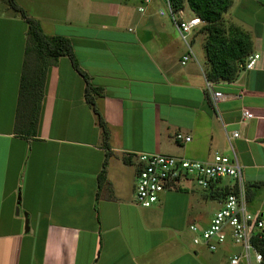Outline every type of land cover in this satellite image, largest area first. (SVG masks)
Returning a JSON list of instances; mask_svg holds the SVG:
<instances>
[{"label":"crops","instance_id":"1","mask_svg":"<svg viewBox=\"0 0 264 264\" xmlns=\"http://www.w3.org/2000/svg\"><path fill=\"white\" fill-rule=\"evenodd\" d=\"M41 1L45 12L30 15L45 34L71 41L79 69L102 92L90 104L85 78L61 57L48 73L37 136L22 123L16 131L28 25L0 10V264H229L238 252L230 240L210 253L189 230L208 228L215 213L198 216V205L213 200L219 209L228 183L195 194L184 182L145 209L135 202L137 155L210 161L231 154L227 136L238 132L231 145L247 178L248 210L264 213L253 207L264 188V0H233L224 14L261 58L235 81L215 83L223 94L216 104L206 88L205 36L193 32L194 58L182 65L186 46L159 15L164 0L144 13V0ZM179 132L191 140L176 143ZM175 195L186 204L171 201Z\"/></svg>","mask_w":264,"mask_h":264},{"label":"built area","instance_id":"2","mask_svg":"<svg viewBox=\"0 0 264 264\" xmlns=\"http://www.w3.org/2000/svg\"><path fill=\"white\" fill-rule=\"evenodd\" d=\"M166 7L159 11L160 16L168 15L172 20L180 39L186 46V53L182 57V65H186L194 58L191 47V35L203 25L197 17L186 20L183 10L176 11L171 0H164ZM152 0H144L145 5L139 8L141 13L146 11V6ZM261 56L250 55L243 70L256 68ZM215 83L207 81L206 88L212 101L216 104L223 98L221 92L214 90ZM243 118L252 119L254 115L244 110ZM238 132L228 135L231 146L230 155L215 154L210 161H198L179 158L164 154H138V172L135 186V202L138 206L149 209L159 202L160 195L172 190H177L184 182L196 184L202 190H211L215 185L226 179L233 183L223 184V188H235L221 202V207L214 214L208 228L200 230L196 225H190L189 230L194 235L193 244L206 248L210 253H215L229 240L240 251L232 254L229 264H260L262 255L253 245L254 236L264 229V213H251L248 210L247 189L243 179V170L231 145L233 138H238ZM176 143L189 142L190 137L182 133L174 135ZM226 183V182H225Z\"/></svg>","mask_w":264,"mask_h":264},{"label":"trees","instance_id":"3","mask_svg":"<svg viewBox=\"0 0 264 264\" xmlns=\"http://www.w3.org/2000/svg\"><path fill=\"white\" fill-rule=\"evenodd\" d=\"M8 1L10 8L19 13L28 25L19 88L16 131L20 132L19 127L22 123L24 126H28L26 134L36 137L42 116L48 73L50 67L58 59L69 57L74 67L85 78L87 82L86 98L90 104L94 105L92 95L96 93L100 95L102 90L94 88L89 77L79 69L72 43L68 38L45 34L39 21L29 17L14 0ZM171 3L176 11L183 10L186 4L193 15L203 21V25L197 31L199 30L198 32L205 36L204 49L208 66L205 76L207 81L218 83L233 82L238 79L240 73L244 71L247 58L253 51V42L246 31L234 24L227 23L224 19V14L231 8L233 0H171ZM96 114L99 125L107 136L105 121L98 110H96ZM103 178L104 174L101 176V179ZM262 185V183L254 184L255 187ZM219 191L220 196L225 198L232 192H236V189L227 186L222 187ZM260 217L264 219V214ZM253 245L262 255L260 264H264V229L254 236Z\"/></svg>","mask_w":264,"mask_h":264},{"label":"rangeland","instance_id":"4","mask_svg":"<svg viewBox=\"0 0 264 264\" xmlns=\"http://www.w3.org/2000/svg\"><path fill=\"white\" fill-rule=\"evenodd\" d=\"M14 1L31 18H33V17L30 15V13L35 14L37 12L39 14H42V12L43 13L45 12V9H43L44 2L41 1V0H14ZM6 8H10L9 1L8 0H0V10L1 9L6 10ZM164 8H165V6H164ZM186 13H187L188 16H186L185 19L188 20V19H190L192 17V13H191V11L188 8L186 10ZM17 14H18V16L21 19H23L19 13H17ZM33 19H35V18H33ZM35 20H37V19H35ZM37 21H39V20H37ZM21 128L22 127L20 125L19 129H21ZM243 179H244V183L247 182V178L246 177H243ZM225 182L233 183V180L226 179ZM187 187L193 188L195 190L193 193H195V194H200L202 192L201 191L202 189L199 188L194 183L187 184ZM254 193H255V198H254V202H253V207L254 208H262V209H264V188L256 189ZM171 201H177L180 204V206H181V204H186L187 199H184V197H182V196L175 195V196H173V198L171 199ZM207 202H208V205H205V203H203V202H201L200 205L197 204L198 205V208H197L198 209V216H201V214H203V213L204 214L205 213H212V214L213 213H216V211L218 209V202L213 201V200H208ZM179 222L182 223L183 226L184 225L187 226L189 224V222L186 219H183L182 221L179 220ZM180 223H179V225H181ZM197 223L199 225H201V222L200 221H197ZM235 250L239 252L240 251V248L239 247L238 248L236 247ZM253 264H255V263H253Z\"/></svg>","mask_w":264,"mask_h":264},{"label":"water","instance_id":"5","mask_svg":"<svg viewBox=\"0 0 264 264\" xmlns=\"http://www.w3.org/2000/svg\"><path fill=\"white\" fill-rule=\"evenodd\" d=\"M26 222H27V220H26ZM28 223V222H27ZM27 230H28V226H27Z\"/></svg>","mask_w":264,"mask_h":264}]
</instances>
